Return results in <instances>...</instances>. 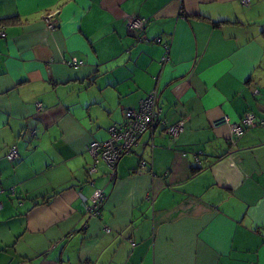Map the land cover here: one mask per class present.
I'll return each instance as SVG.
<instances>
[{
    "label": "crops",
    "instance_id": "obj_1",
    "mask_svg": "<svg viewBox=\"0 0 264 264\" xmlns=\"http://www.w3.org/2000/svg\"><path fill=\"white\" fill-rule=\"evenodd\" d=\"M241 2L0 0V264H264V0ZM154 88L182 131L88 174V145ZM246 112L262 124L234 143L212 126Z\"/></svg>",
    "mask_w": 264,
    "mask_h": 264
},
{
    "label": "built area",
    "instance_id": "obj_2",
    "mask_svg": "<svg viewBox=\"0 0 264 264\" xmlns=\"http://www.w3.org/2000/svg\"><path fill=\"white\" fill-rule=\"evenodd\" d=\"M248 2L249 0H242L241 3L247 5ZM54 16L55 13H48L45 16L44 20L48 30L54 29ZM147 22L145 18L133 17L127 22V29L129 31H137L140 34L138 40L148 41L142 34ZM4 36V32L0 30V37ZM155 41L159 42V39L157 38ZM162 46L164 53L161 57V62L166 63L169 60V47L167 44H163ZM67 65L76 68L80 65V62L75 57H72L67 61ZM158 96L159 92L154 88L139 102L137 108L125 111L124 120L121 123L112 125L88 145L87 153L90 157V164L87 168L88 174L95 173L98 163L102 162L109 168V175L111 177L114 176L116 164L120 157L130 153L141 135L148 131L152 132L158 124L165 127L164 130L170 138L175 139L178 136L183 129V121L170 125L166 124L160 117V110L157 105ZM37 107L39 109L42 108L41 104H37ZM219 124L228 126L230 131L229 140L231 143H234L235 138H239L243 134L244 129L262 124V120H257L253 113L246 112L237 123H231L226 116L212 122V126ZM5 157L8 161L16 160L18 157L16 146H11ZM140 165L145 166L146 162L142 160L140 161ZM79 197L85 213L89 216H97L99 214L98 207L105 197L103 190H95L88 199L81 194ZM105 230L108 231V228Z\"/></svg>",
    "mask_w": 264,
    "mask_h": 264
},
{
    "label": "trees",
    "instance_id": "obj_3",
    "mask_svg": "<svg viewBox=\"0 0 264 264\" xmlns=\"http://www.w3.org/2000/svg\"><path fill=\"white\" fill-rule=\"evenodd\" d=\"M7 20H9V19H5V21L4 20H0V24H2V23H4V22H7ZM220 23H224V21L223 22H215V23H213L214 25H218V24H220ZM1 26V25H0ZM145 29V28H144ZM139 36H140V34H138V36H137V41H140V40H138L139 39ZM119 124V123H118ZM13 146V145H12ZM15 146V145H14ZM11 147V146H10ZM9 147V148H10ZM8 148V149H9ZM17 148V147H16ZM8 149H7V151H8ZM18 150V149H17ZM7 151H6V153H7ZM6 155V154H5ZM15 161V160H14ZM103 201H104V199H103ZM103 201L101 202V204L99 205V207H98V212H99V214L97 215L98 217L101 215V208H102V204H103ZM87 214V213H86Z\"/></svg>",
    "mask_w": 264,
    "mask_h": 264
}]
</instances>
